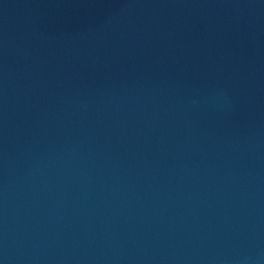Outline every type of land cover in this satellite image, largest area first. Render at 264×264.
<instances>
[{
  "label": "water",
  "instance_id": "obj_1",
  "mask_svg": "<svg viewBox=\"0 0 264 264\" xmlns=\"http://www.w3.org/2000/svg\"><path fill=\"white\" fill-rule=\"evenodd\" d=\"M0 264H264V0H0Z\"/></svg>",
  "mask_w": 264,
  "mask_h": 264
}]
</instances>
